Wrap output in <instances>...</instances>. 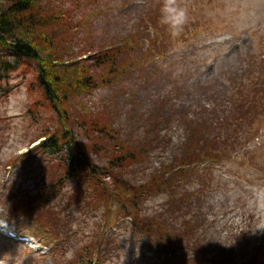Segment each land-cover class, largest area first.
<instances>
[{"label": "trees", "instance_id": "trees-1", "mask_svg": "<svg viewBox=\"0 0 264 264\" xmlns=\"http://www.w3.org/2000/svg\"><path fill=\"white\" fill-rule=\"evenodd\" d=\"M5 1L6 5L0 9V48L4 56L13 58L19 65H26L27 72L33 77L27 85L29 99L34 101L32 106L35 107L31 112L41 110L56 121L51 133L38 137L43 140L29 159H37L48 151L57 159L41 167L47 183L37 195L20 198L21 192L16 191L14 196L4 199L1 196L0 205L20 217L30 216L38 225L44 221L56 236L57 228L66 224L61 223V215L45 210L51 211L66 183L81 175L75 193L77 201L94 202V209H102L104 213L111 210L113 203L126 205L124 210H127L133 229L150 240L149 246L156 255L164 258V264H264V234L252 248L251 256L240 262L236 247L220 245L210 251L201 244L198 218L183 219L177 224L178 218L192 208V201L180 190L185 187L183 183L195 169L194 165L201 161L220 162L226 158L222 153L224 147L237 153L236 150L243 151L256 137L257 131L251 132V127L264 118V52L259 56H248L233 68L226 79L225 90H216L218 86L211 85L212 81L205 83L201 98L207 102L202 103L197 98L198 107L187 106L185 102L193 104L190 99L194 89L185 83L173 82L169 86L173 92H167V95H181L186 100L152 99L146 106H152L155 113L147 114L140 139L126 141L121 128L114 126L116 118L112 120L102 112L94 113L79 99L88 98L99 88L113 87L115 80L129 87L134 82V86L143 88L158 81L160 78L151 74L150 69L168 55L174 43L191 39L188 26L184 25L180 35L173 37L168 26L160 23L162 0H142L141 7H137L138 13L131 14L130 29L121 33V37L113 33L109 44L102 42L94 55H87L94 50L90 48L72 58L68 48L73 31L82 25V20L73 21V15L96 17L102 8L107 13L118 7L115 0H62L58 5L57 0ZM133 1L122 0V3L132 4ZM187 1L178 0V3ZM82 56L87 58L82 59ZM8 60L2 61L5 72L14 68ZM108 114L113 116L111 112ZM169 123L181 126L185 135L191 134L182 148L184 159H179V152V156L174 155L169 163L161 164L143 183H126L122 172L144 161L147 151L160 142L159 132L167 128L163 125ZM191 149L200 151V159L193 160ZM91 154H103L106 163L96 164ZM26 158L27 153L19 157L16 164H24ZM32 164L37 163L33 161ZM158 196L167 198L165 207L151 217L141 216L142 205ZM88 243L93 244L85 248V258L89 262L75 257L77 264H92L91 257L96 255L100 259L101 253L111 257L114 242L101 238V242L91 240ZM59 255L62 256L58 253L57 257ZM74 262L63 257L57 264Z\"/></svg>", "mask_w": 264, "mask_h": 264}, {"label": "rangeland", "instance_id": "rangeland-1", "mask_svg": "<svg viewBox=\"0 0 264 264\" xmlns=\"http://www.w3.org/2000/svg\"><path fill=\"white\" fill-rule=\"evenodd\" d=\"M60 1L57 0L56 5ZM115 1L118 7L107 13L102 8L96 17L73 15V21L82 20V25L73 31L68 48L70 57L77 58L90 48L94 50L87 55H94L102 42L109 44L113 33L121 37V33L130 29L133 21L131 14L138 13L137 7H141L142 0H134L132 4ZM6 3L0 0V9ZM180 6L187 9L185 25L191 39L178 43L174 41L168 55L154 61V69L150 70L151 74L160 78L158 81L143 88L134 86V82L129 87L115 80L113 87L99 88L88 98L79 99L94 113L102 112L112 120L116 118L114 126L121 128L126 141L140 139L142 126L148 120L147 114L155 113L152 106H146L152 99L172 97L177 102L186 100L181 95H167V92H173L169 87L173 82L185 83L194 89L191 94L193 98L190 99L193 104L185 102L187 106L198 107L197 98L202 103L207 102L204 97L201 98V88L205 83L212 81L211 85L218 86L216 90H225L228 84L226 79L233 68L247 60L248 56H259L264 52V0H188L181 2ZM84 58L87 56H82ZM3 59L12 62L13 70L4 71ZM27 70L26 65H19L13 58L4 56L0 48V199L1 196L3 199L14 196L16 191L21 192L20 198L38 194L47 183L41 167L57 159L49 151L37 159H29L31 152L43 140H38V137L51 133L56 121L41 110L31 112L35 107L32 106L34 101L29 99L27 85L33 77ZM163 126L167 128L160 130L157 147L147 151L140 165L122 172L126 183H143L161 164L169 163L174 155L179 156V152V159H184L182 148L191 134L185 135L181 131L183 128L173 123ZM254 131H257L256 137L245 145L243 151L238 149L235 153L232 148L224 147L222 153L226 158L222 161H201L190 172L184 170L190 176L180 190L188 195L192 208L178 218L177 224L183 219L198 218L201 244L210 251L220 245L236 247L237 261L240 262L251 256L252 248L262 240L261 235L264 234V118L252 125L251 132ZM190 152L194 161L200 159L199 150L191 149ZM25 153L27 158L24 164H16L17 159ZM91 157L98 165H104L107 161L103 154H91ZM33 161L37 164H32ZM10 162H13V166ZM81 178L79 175L70 179L57 202L53 203L54 207L50 208L51 211L45 210L61 215V223L66 224L57 228L56 236L44 221L38 225L30 216L20 217L13 210L8 212L0 205V223H4L5 228L31 236L42 246V250L37 252L8 238L6 229L0 228V264H57L63 257L68 262L75 260L74 264H77L75 257L86 259L85 248L93 245L88 241L101 242V238L114 242L113 252L109 258L103 253L100 259L93 255L92 264H153V261L164 264V258L159 255L161 261L157 263L156 254L149 246L150 240L133 229L126 215L127 210H124L126 205L113 203L111 210L104 213L102 209H94V202L83 204L77 201L75 193L78 192L76 189ZM166 200L165 196L149 199L142 205L141 216L158 214L165 207ZM97 233L99 235L93 239ZM101 248L104 249V246ZM58 253L62 256L57 257Z\"/></svg>", "mask_w": 264, "mask_h": 264}, {"label": "clouds", "instance_id": "clouds-1", "mask_svg": "<svg viewBox=\"0 0 264 264\" xmlns=\"http://www.w3.org/2000/svg\"><path fill=\"white\" fill-rule=\"evenodd\" d=\"M160 12V23L168 26L173 37L179 36L188 20L187 9L178 0H162Z\"/></svg>", "mask_w": 264, "mask_h": 264}]
</instances>
